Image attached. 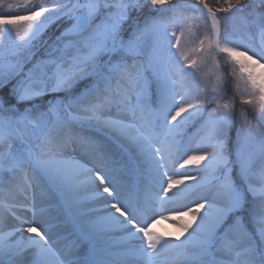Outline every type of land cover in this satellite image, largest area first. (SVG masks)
<instances>
[{
	"label": "snow or ice",
	"instance_id": "snow-or-ice-1",
	"mask_svg": "<svg viewBox=\"0 0 264 264\" xmlns=\"http://www.w3.org/2000/svg\"><path fill=\"white\" fill-rule=\"evenodd\" d=\"M0 8L17 10L0 15V186L24 197L0 200V264H264V0ZM233 90L254 113L239 127Z\"/></svg>",
	"mask_w": 264,
	"mask_h": 264
},
{
	"label": "rangeland",
	"instance_id": "rangeland-1",
	"mask_svg": "<svg viewBox=\"0 0 264 264\" xmlns=\"http://www.w3.org/2000/svg\"><path fill=\"white\" fill-rule=\"evenodd\" d=\"M8 1H9V3H13V4L19 2V0H8ZM174 2L176 4H191V3H193V0H174ZM165 7H167V5H165ZM13 12L15 14H17V10L16 9H13ZM190 13L191 12L183 13L181 16L178 15L177 18H178V20H180V17H182V16L198 15V13H193V14H190ZM19 14H24V10H20ZM180 22H183V21L181 20ZM191 23H193V25H194L193 26V31H196L195 24L196 23L202 24L203 23V19L201 18L199 21H195V22H191ZM52 30H53V27H50L48 35L50 34V32ZM200 32H203L202 28L200 29ZM182 39H188L187 35L184 38H182ZM237 39L239 40V39H241V37L238 36ZM253 43H258V41H253ZM262 63H264V62H262ZM230 67H231L230 65H225L223 63L222 58H221V70H224V69L230 70ZM215 71L216 70L214 69V67L212 66L211 63H209L205 67V72L209 74L207 76V78H206L207 81L209 82V90L211 88L212 83H214V81H215V77L213 75H211ZM254 72L259 77L261 74H264V68H261V67L257 66L254 69ZM229 79L231 80L232 78L229 77ZM232 87H233V89L235 88V82H233ZM233 96H235L236 101H237L236 102V106H235V110H236V114H237L235 127H239L240 126L239 114H240L241 111L248 113V117L250 119H252L254 117V113H253V110H252V108L250 106L240 103L239 95L236 94L235 90L229 91L227 93V98H231ZM196 131H197V129L196 128H192V127L186 129L187 135L184 137V139H185L186 143H188V146H190L191 148L198 147L199 138H200V136H203L202 132L199 134V136H193V134H195ZM189 138H191V139H189ZM188 154H191V153H188ZM86 159L87 158L85 157L84 160H86ZM84 160H82L81 162L83 163ZM176 167L179 168V165L177 164ZM181 171H183V170H181ZM193 174H197V173H193ZM81 179L84 180L86 178L85 177H81ZM36 191H37L36 194L37 193L40 194V195L37 194L38 196L36 197L37 202L39 203L41 197L44 195V191L41 188H37ZM89 191H90V189L88 188V186H86L85 189L81 190L80 195L81 196H87L89 194ZM148 191L151 192L152 195H155V192L150 187H148ZM22 194L23 193H20L19 190H17L16 188H12L11 190H9V186L7 184H4V185L0 186V200L10 201V202H12L14 204H24V197H23ZM30 199H31V196L29 197V203L31 202ZM15 211H16L17 215H21V216L25 215V213L23 212V209H21V208H16ZM27 215L30 216L31 213H28ZM7 218L8 219L5 221L8 224L7 226H5L6 228H11V227L17 226V221L12 219L11 216H8ZM185 219H188V217H185ZM53 222H55V221H53ZM153 229L157 233L163 234V235L166 236V238H170V239L174 238L176 235L179 234V225L178 224L173 223L172 221L163 220V219H161L158 224H154L153 225ZM53 235H54V239H57L61 235V233H60L59 230H54ZM185 235H187V234H185ZM113 238L116 239V240H119L120 234L119 233L114 234ZM182 239H183V237H182ZM177 243H179V242H177ZM189 251H195L194 246H190ZM166 255L174 256L175 254L174 253H168ZM171 264H184V258L182 256L176 257L175 259H173L171 261Z\"/></svg>",
	"mask_w": 264,
	"mask_h": 264
},
{
	"label": "trees",
	"instance_id": "trees-1",
	"mask_svg": "<svg viewBox=\"0 0 264 264\" xmlns=\"http://www.w3.org/2000/svg\"><path fill=\"white\" fill-rule=\"evenodd\" d=\"M7 2L9 3V1L7 0ZM208 2L211 4V5H217V4H223L224 3V0H208ZM175 3V2H174ZM193 3H194V0H193ZM184 13H186V12H184ZM183 13H180V14H178V15H182ZM190 14H193V13H190ZM0 15H15V13L13 12V10H12V12L11 13H8L5 9H3V8H0Z\"/></svg>",
	"mask_w": 264,
	"mask_h": 264
},
{
	"label": "bare ground",
	"instance_id": "bare-ground-1",
	"mask_svg": "<svg viewBox=\"0 0 264 264\" xmlns=\"http://www.w3.org/2000/svg\"><path fill=\"white\" fill-rule=\"evenodd\" d=\"M19 192L22 193L21 191H19ZM36 192H37V191H35V196L37 197V196L40 195V194L37 193V194H38V195H37ZM29 193H30V194H29V197H30V196H31V190L29 191ZM22 195H23V194H22ZM30 201H31V199H30ZM7 219H8V218H7ZM7 219H6V220H7ZM7 225H8L7 222H5L3 226L5 227V226H7Z\"/></svg>",
	"mask_w": 264,
	"mask_h": 264
}]
</instances>
